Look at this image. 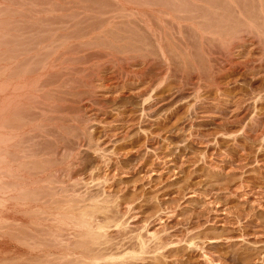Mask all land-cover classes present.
Listing matches in <instances>:
<instances>
[{"label": "rangeland", "instance_id": "obj_1", "mask_svg": "<svg viewBox=\"0 0 264 264\" xmlns=\"http://www.w3.org/2000/svg\"><path fill=\"white\" fill-rule=\"evenodd\" d=\"M116 1L0 0V140L4 138L0 141V261L40 264L38 260L48 255L40 247L50 237L46 233L44 237L49 238L43 240L38 233L54 221L50 210L51 220L42 215L49 221H44L47 227L39 223L40 207L48 208L50 201L54 206L59 200L58 205L65 208L76 200L77 207L88 205L90 211L97 207L93 210V230L104 228L98 230L104 235L101 244L109 242L99 247L108 249L104 253L110 254L114 247L112 252L119 258L135 246L139 234L149 238L157 234L161 243L173 241L172 247L181 248L178 253H152L138 261L130 260L129 255L127 262L117 259L111 263L212 264L211 257L214 264H264V0H239L234 6L225 0H171L177 5L164 8L174 13L178 5H189L187 11L178 9L182 15L195 4L188 17L184 14L187 19L184 15L178 19L180 25L183 20L181 27L170 20L164 28L156 23L164 34L170 28L171 36H162L172 43L173 52L167 50L169 43L152 22L159 28L158 38L151 30L142 35L149 43L156 41L152 37L163 39V51L158 46L163 44L156 41L158 45L151 43L153 46L144 48L142 54H128V59L126 54L123 60L109 41L118 56H111V47L104 46L103 38L96 41L100 30L91 32L89 21L82 23L84 33L71 28L69 39L66 30L58 31L68 25L64 23L72 22L75 14L101 6L115 9L122 0ZM131 1L123 0L122 4L134 12L139 6V10L148 11L153 0ZM196 5L201 14L222 8L220 16L229 15L232 21L216 34L219 17L203 20ZM195 11L200 15L194 16ZM194 17L207 20L208 25L218 19L209 28L214 34ZM171 24L181 31L177 33V27L174 33ZM128 26L121 25V29L135 27ZM139 28L141 33L145 31L143 24ZM194 29L199 30L196 34L205 32L204 40L201 34L195 37ZM61 41L68 44L62 46ZM45 185L55 191L49 190L54 195L46 192L50 188ZM39 191L46 193L41 197L50 195L41 200ZM64 232L70 235L67 239L76 240L73 231ZM66 240L61 242L67 245ZM122 243L126 248L116 250ZM254 250L260 252L256 251L258 258ZM250 252L256 259L248 263ZM51 256H46V264L54 259ZM97 261L109 263L107 259Z\"/></svg>", "mask_w": 264, "mask_h": 264}, {"label": "bare ground", "instance_id": "obj_2", "mask_svg": "<svg viewBox=\"0 0 264 264\" xmlns=\"http://www.w3.org/2000/svg\"><path fill=\"white\" fill-rule=\"evenodd\" d=\"M76 1V0H75ZM89 1V0H88ZM104 1V0H103ZM115 1V0H114ZM118 1V0H117ZM117 1H116V3H117ZM119 1H121V0H119ZM133 1V0H132ZM131 1V2H132ZM149 1V0H148ZM151 1V0H150ZM154 1V0H153ZM152 1V3H149L150 5H149V9L148 8H146V10L148 9V11H141V10H144L143 8H141V10H139L140 9V6L138 7V9L137 8H135V11L133 12V10L129 7H126V5H124V4H122L123 3V0H122V2H119V4H116V5H120V7H117L116 6V8L114 9L113 8V6H112V8L110 7V5H109V9H107V7L105 6H103L105 9H100V8H102V6L101 7H99V9L97 8L96 10H95V8H94V10H85V12L83 11V13L82 12H80V14H75V13H77V11L74 13L75 15H76V17H78L79 15L80 16H83L82 18H80V17H78V19L80 18L81 20H78L77 19V21H76V17L74 16V20L72 21V22H70V23H64V25L65 24H68V25H65V26H62V28L61 29H58V31L60 30V31H65V33L66 34H68V35H66V38L68 37V39L70 38L69 37V34H71V30L73 31V29H71V28H74L76 31H79V32H77V33H80V31L81 32H83L84 30L83 29H85V28H83V26H82V23L84 24L85 23V21H89L87 24H93L92 26H87V24L85 25V26H87V28L88 29H90L91 30V32H92V29H93V31L94 30H97V32H99L98 30H100V37L99 38H96L97 40L96 41H98V39H100V38H103V40L106 42V41H109V44H111V45H114L115 46V48H114V50H118V54L120 53V56L121 55H123V57H119V58H122V60H123V58H124V56L127 54H130L131 55V53H136V52H138V55L139 54H142L141 52L142 51H144L143 49L145 48H147V47H149L150 45H152L153 43H161V41L163 40V39H161V41L160 40H157V39H155L156 38V33L159 31L158 29H156L160 24L163 26V28L166 26H164V23L165 24H167L166 22H168L169 20H170V23H172V22H179L180 20H178L179 18L181 19V17L185 14V11H187L188 9H186L185 10V8H188L189 7V5H188V7H186V5H185V7L184 6H181L180 7V5H178L177 7H178V9L180 10L182 7L184 8V12H183V15L182 14H180V13H182V12H180L178 9H177V7H176V9H177V11L174 13V11H172V10H169V9H171V7H172V1L170 2V4H171V6H169L170 4L168 3V2H166V3H162V2H164L165 0H155L154 2L156 3V2H158V3H156L157 4V6H156V4H155V7H153V6H151V4L153 5V2ZM166 1H169V0H166ZM200 1V0H199ZM225 1H229L230 3H231V5H237V3L235 2V1H239V0H225ZM79 2V1H78ZM130 2V1H129ZM159 2H161V4H163V8L164 7H168L167 9L168 10H165V8L163 9V8H161L160 6H162ZM180 2V1H179ZM182 2V1H181ZM192 2H196V1H192ZM206 2V1H205ZM248 2V1H247ZM251 2V1H250ZM92 3V2H91ZM98 3V2H97ZM125 3V2H124ZM134 3V2H133ZM144 3V2H143ZM169 4L168 6H166V4ZM174 3H176V2H174ZM178 3V2H177ZM177 3H176V5H177ZM187 3H188V1H187ZM200 3V2H199ZM57 4V3H56ZM76 4V3H75ZM75 4H73V6H75ZM84 4V3H83ZM93 4V3H92ZM102 4V3H101ZM100 4V5H101ZM160 4V5H159ZM193 3H191V5H192ZM196 4H197V2H196ZM80 5V4H79ZM85 5V4H84ZM106 5V4H105ZM142 5V4H141ZM144 5V4H143ZM165 5V6H164ZM175 5V4H174ZM173 5V6H174ZM175 5V6H176ZM191 5H190V7H191ZM206 5V4H205ZM230 5V4H229ZM233 5V6H234ZM244 5V4H243ZM81 6V5H80ZM80 6H78L79 8H80ZM87 6V5H86ZM91 6V5H90ZM108 6V5H107ZM115 6V5H114ZM193 7L195 6V4H193L192 5ZM261 6H262V4H261ZM70 7H72L71 5H70ZM88 7V6H87ZM150 7H152V8H150ZM193 7H191L192 8V10H190V8H189V11L191 12V11H194V9H193ZM237 7V6H236ZM244 7H246V6H244ZM77 8V7H76ZM78 8V9H79ZM83 8V7H82ZM81 8V9H82ZM175 8V7H174ZM196 9H197V5H196V7H195ZM198 8H199V6H198ZM247 8V7H246ZM253 8V7H252ZM260 8V7H259ZM54 9V8H53ZM70 9V8H69ZM74 9V8H73ZM113 9V10H112ZM195 9V10H196ZM222 9V8H221ZM221 9H214V10H212V9H208L209 11L208 12H206V14L203 12V14H201V10L202 9H197L198 11H200V14L202 15H200L199 13V15H200V17L201 18H203V20H205V19H210V18H217V17H219V22H218V24L216 25L215 23H217V21H218V19H216L217 21L216 22H211V24H215L216 25V30L214 29V27H215V25H214V27H212L216 32V34H218L217 33V31L220 29V27L222 28V27H225L224 26V24L226 23V22H228V21H232V17H231V19L229 20V15H224V14H222L221 16H220V14H219V10H221ZM59 10V9H58ZM80 10V9H79ZM106 10V11H105ZM223 10V9H222ZM227 10H229V9H227ZM245 10V9H244ZM256 10V9H255ZM254 10V11H255ZM59 11H61V10H59ZM65 11H66V9H65ZM82 11V10H81ZM170 11H172V12H170ZM205 11H206V8H205ZM231 11V10H230ZM233 11H234V9H233ZM49 12V11H48ZM56 12V11H55ZM69 12V11H68ZM78 12V13H79ZM180 12V13H179ZM190 12H188V13H190ZM196 12L197 11H195V12H193V14L195 13V15L194 16H198V14L196 15ZM224 12V11H223ZM263 12V11H262ZM261 12V13H262ZM188 13L187 14H185L187 17H188ZM224 13H226V11L224 12ZM233 13V12H232ZM242 13V12H241ZM241 13H239V14H241ZM193 14H192V16H193ZM238 14V13H237ZM235 15V16H238V15ZM52 15V14H51ZM62 15V14H61ZM78 15V16H77ZM182 15V16H181ZM185 15H184V17H182L184 20L185 19H187V18H185ZM232 15V14H231ZM241 15H243V14H241ZM58 16V15H57ZM190 16V20H191V18H193L191 15H189ZM53 17V16H52ZM56 17V16H55ZM57 18V17H56ZM201 18H199V17H194V19H196L195 21L196 22H201V21H199ZM205 18V19H204ZM235 18V17H234ZM244 18V17H243ZM257 18V17H256ZM42 19V18H41ZM66 19V18H65ZM64 19V20H65ZM68 19V18H67ZM199 19V20H198ZM251 19V18H250ZM253 19V18H252ZM251 19V20H252ZM258 19V18H257ZM43 20V19H42ZM52 20V19H51ZM55 20V19H54ZM72 20V19H71ZM177 20V21H176ZM190 20H189V22H190ZM198 20V21H197ZM211 21H213L212 19H210ZM215 20V19H214ZM67 21V20H66ZM74 21H76V23H74ZM182 22H181V25H182V23H183V20H181ZM186 21H188V20H186ZM185 21V22H186ZM193 21L194 20H192V22H191V24L193 23ZM230 21V22H231ZM254 21V20H253ZM262 21V20H261ZM63 22H65V21H61V23H63ZM67 22H69V19H68V21ZM158 23V24H156L157 26H155V27H153L154 25H153V23ZM203 22V21H202ZM230 22H228V23H226V24H229ZM249 22V21H248ZM169 23V22H168ZM177 23H175V24H177ZM203 23H208V21L206 20V22L204 21ZM210 23V22H209ZM235 23H237V22H235ZM238 23H239V21H238ZM253 23V22H252ZM38 24H39V22H38ZM58 24H60V22L58 23ZM140 24V26L139 27H141V24H143V28H144V30L145 31H143V28H141L142 29V33L140 32V28L138 27H136V25L138 26ZM172 24H174V23H172ZM171 24V27H172V29L174 30V28H173V26L174 25H172ZM195 24V23H194ZM197 24V23H196ZM195 24V25H196ZM211 24H207V26L206 27H204V25L202 26V27H204V28H207L208 27V29L211 27ZM233 24V23H232ZM241 24H243V23H241ZM241 24H239L240 26H241ZM245 24V23H244ZM249 23H247V25H248ZM53 25V24H52ZM56 25V24H55ZM118 25H120L119 27H120V29H119V27H118ZM121 25H122V27H126L127 25H129L128 27L130 28V27H133V26H135L137 29H135V27H133L134 29H127V30H125V28H124V30H122L121 28ZM125 25V26H124ZM131 25V26H130ZM133 25V26H132ZM153 25V26H152ZM170 25V24H169ZM178 25H180V23H178ZM181 25H180V27H181ZM193 25V24H192ZM194 25V26H195ZM223 25V26H222ZM145 26V27H144ZM162 26L160 27V31L163 29L162 28ZM219 26V27H218ZM227 26V25H226ZM231 26V25H230ZM229 26V27H230ZM244 26H246V25H244ZM249 26V25H248ZM252 26H253V24H252ZM251 26V27H252ZM170 27V26H169ZM178 26L176 25V28H177ZM187 27V26H186ZM202 27H200L203 31H204V29L202 28ZM250 27V26H249ZM156 30H155V29ZM166 28H168V27H166ZM166 28H165V30H166ZM175 28V29H176ZM179 28V27H178ZM178 28H177V30H176V32L177 31H181V29L179 28V30H178ZM191 28H192V26H191ZM227 28H228V26H227ZM48 29V28H47ZM57 29V28H56ZM70 29V30H69ZM169 29V31L171 32V30H170V28H168ZM193 29V28H192ZM200 29V30H201ZM208 29H206V30H208ZM213 29H211V30H213ZM67 30H69V32L67 31ZM83 30V31H82ZM90 30H88V31H90ZM124 31V32H122V31ZM150 31V33H152V34H154L155 33V38L154 37H152L154 40H156V41H153V43H152V41H151V43H149L148 41H147V38H144L143 37V35L142 34H144V32L146 33V35H147V33L149 34V32H146V31ZM196 29H194V31H195ZM201 30V31H202ZM221 30H223V28L221 29ZM221 30L219 31V34H221ZM226 30V29H225ZM242 30V29H241ZM25 31V30H24ZM45 31V30H44ZM169 31H164L166 34L167 33H169ZM197 31H199V30H196L193 34H196L197 33ZM198 32L199 34H196L195 35V37L197 36V38L199 37V35L200 36H202V39L204 40V37H205V35H204V37H203V34H205V32L202 34V32ZM208 31H210V29L208 30ZM234 31V30H233ZM55 32V31H54ZM57 32V31H56ZM85 32V31H84ZM83 32V33H84ZM95 32V31H94ZM264 32V31H263ZM64 33V32H63ZM73 33V32H72ZM124 33V34H123ZM159 33V35H161V37L162 38H164L165 39V37L164 36H166V34H164L163 33V30H162V32H158ZM161 33V34H160ZM174 33H175V30H174ZM178 33V32H177ZM176 33V34H177ZM180 33H182V32H179V34ZM206 33H207V31H206ZM209 33H212V31H210ZM208 33V34H209ZM231 33V32H230ZM260 33H262V32H260ZM51 34V33H50ZM82 34V33H81ZM85 34H87V33H85ZM152 34H151V36H152ZM170 34V33H169ZM168 34V35H169ZM212 34H214V32L212 33ZM258 34V33H257ZM22 34H20V36H21ZM47 35V34H46ZM49 35V34H48ZM58 35V34H57ZM75 35H77L76 33H75ZM74 35V36H75ZM95 35V34H94ZM139 35H142L141 36V38H140V36ZM162 35H164V36H162ZM211 35V34H210ZM23 36V35H22ZM92 36V35H91ZM169 36H171V34L169 35ZM221 36V35H220ZM231 36V35H230ZM56 37V36H55ZM64 37V36H63ZM161 37H159V38H161ZM178 37V36H177ZM213 37H214V35H213ZM258 37V36H257ZM110 38L112 39V40H110ZM157 38H158V36H157ZM166 38H168V36L166 37ZM182 38V37H181ZM201 38V37H200ZM46 39V38H45ZM62 39V38H61ZM67 39V40H68ZM89 39H91V38H89ZM174 39V38H173ZM201 39V40H202ZM206 39V38H205ZM53 40V39H52ZM56 40V39H55ZM101 41L100 42H102V39H100ZM166 40V42H168L169 43V45H167V47H168V49L167 50H170V47H172V43L171 42H169V39L167 40V39H165ZM181 40V39H180ZM20 41V40H19ZM78 41V40H77ZM88 41V40H87ZM41 42V41H40ZM47 42V41H46ZM53 42V41H52ZM55 42V41H54ZM58 42H59V40H58ZM62 42V41H61ZM68 41H66V43H64V42H62V43H60V46H61V44H62V46H64L65 44L67 45L68 43H67ZM89 42V44H90V40L88 41ZM163 42V41H162ZM42 43V42H41ZM97 44H100L101 46H103V44H104V42L103 43H99V42H96ZM119 43H123V44H119ZM158 43H157V45H158ZM165 43V42H164ZM171 43V44H170ZM176 43V42H175ZM19 44V43H18ZM43 44V43H42ZM46 44V43H45ZM71 44V43H70ZM80 44V43H79ZM107 44V45H106ZM119 44V45H118ZM161 44H163V43H161ZM51 45V47H52V45H53V47L54 48H56L55 46H56V44L54 43H52V44H50ZM88 45V44H87ZM110 46V45H108V42H106L105 44H104V46ZM165 45V46H166ZM77 46V45H76ZM91 46V45H90ZM114 46H110L111 47V51L113 52V54H111V56L113 57V55L116 53V51H115V53H114V50L112 49ZM153 46V45H152ZM151 46V47H152ZM159 46V48L160 47H162V48H160L162 51H163V46H164V44L163 45H158ZM181 46V45H180ZM34 47V46H33ZM41 46H39V48H40ZM53 47L51 48V49H53ZM58 47V46H57ZM150 47V48H151ZM193 47V46H192ZM28 48H29V46H28ZM107 48H109V47H107ZM41 49V48H40ZM50 49V50H51ZM65 49H67V47L65 48ZM148 49V48H147ZM165 49V48H164ZM172 49L173 48H171V50H170V52L172 51ZM25 50V49H24ZM53 50H55V49H53ZM89 50V49H88ZM141 50V51H140ZM158 50V49H157ZM178 50V49H177ZM84 51V50H83ZM110 51V50H109ZM160 51V50H159ZM174 51H175V49H174ZM67 52V51H66ZM93 52V51H92ZM101 52V51H100ZM102 52H103V50H102ZM101 52V53H102ZM140 52V53H139ZM146 52V51H145ZM173 52V51H172ZM19 53V52H18ZM28 53V52H27ZM41 53V52H40ZM46 53H47V51H46ZM70 53V52H69ZM93 53H95V52H93ZM111 53V52H110ZM116 53V54H117ZM164 53V52H163ZM24 54V53H23ZM98 54V53H97ZM108 54H109V52H108ZM115 54V55H116ZM173 54V53H172ZM175 54V53H174ZM50 55V54H49ZM52 55V54H51ZM54 55V54H53ZM64 55V54H63ZM68 55V54H67ZM95 55V54H94ZM114 55V56H115ZM126 55V56H127ZM134 55H136V54H134ZM164 55V54H163ZM162 55V56H163ZM104 56H105V53H104ZM116 56H118V55H116ZM132 56V55H131ZM48 57V56H47ZM51 57V56H50ZM49 57V58H50ZM53 57V56H52ZM108 57V56H107ZM128 57H130L129 55L127 56V57H125V58H127L128 59ZM135 57V56H134ZM137 57V56H136ZM65 58V57H64ZM109 58V57H108ZM107 58V59H108ZM115 58V57H114ZM114 58H113V60H114ZM111 59V58H110ZM109 59V60H110ZM205 59V58H204ZM215 59V58H214ZM79 60V59H78ZM130 60V59H129ZM116 61V60H115ZM114 61V62H115ZM120 61H121V59H120ZM127 61V60H126ZM65 62V61H64ZM150 62V61H149ZM46 63V62H45ZM49 63V62H48ZM121 63V62H120ZM44 64V63H43ZM122 64V63H121ZM126 64V63H125ZM170 64V63H169ZM82 65V64H81ZM211 65V64H210ZM150 66H152V65H150ZM39 67V66H38ZM127 67V66H126ZM149 67V66H148ZM153 67V66H152ZM151 67V68H152ZM42 68V65H41V67H40V69ZM51 68H52V65H51ZM150 68V67H149ZM189 69V68H188ZM210 70V69H209ZM212 70H213V68H212ZM60 71V70H59ZM94 71V70H93ZM195 71V70H194ZM86 72V71H85ZM191 72V71H190ZM189 73V72H188ZM89 75V74H88ZM209 77V76H208ZM83 82H84V80H83ZM73 85V84H72ZM75 97H77V96H75ZM73 100V99H72ZM75 100V99H74ZM41 103V102H40ZM44 109V108H43ZM42 114V113H41ZM67 120V119H66ZM73 123V122H72ZM75 124V123H74ZM80 124V123H79ZM53 125V124H52ZM59 125V124H58ZM62 125V124H61ZM40 125H38V127H39ZM41 127H42V125H41ZM61 127V126H60ZM40 128V127H39ZM39 128H38V131H40L39 130ZM51 128V127H50ZM43 129V128H42ZM59 129V128H58ZM62 129V128H61ZM43 130H45V129H43ZM48 130V129H47ZM60 130V129H59ZM75 130V129H74ZM73 130V131H74ZM50 131H51V129H50ZM53 131V130H52ZM58 131V130H57ZM62 131V130H61ZM60 131V132H61ZM82 131V130H81ZM84 131V130H83ZM40 132H42V130L40 131ZM44 132V131H43ZM66 132V131H65ZM45 133V132H44ZM74 132H72V134H73ZM71 134V133H70ZM63 135V134H62ZM65 135H66V133H65ZM73 136V135H72ZM54 138H55V135L53 136ZM62 137V136H61ZM60 137V138H61ZM65 137V136H64ZM67 137V136H66ZM252 137V136H251ZM63 138V137H62ZM85 138H86V136H85ZM250 138V137H249ZM4 139V138H3ZM3 139H1L2 141H4ZM65 139V138H64ZM64 139H62L63 140V142H64ZM0 140V141H1ZM62 140L60 141V143L62 142ZM76 140H78V139H76ZM41 141V140H40ZM66 141H67V139H66ZM82 141V140H81ZM55 142V141H54ZM68 142V141H67ZM50 143V142H49ZM59 143V141L56 143V144H58ZM92 143V142H91ZM0 144H3L2 142H0ZM55 144V145H56ZM72 144V143H71ZM47 145V144H46ZM65 145V144H64ZM59 145H57V147H58ZM92 146V145H91ZM61 147V146H60ZM74 147V146H73ZM62 148V147H61ZM47 149V148H46ZM75 149V148H74ZM73 149V150H74ZM2 150V149H1ZM1 150H0V152H1ZM65 150V149H64ZM69 150V149H68ZM68 152V151H67ZM66 152V153H67ZM54 155V154H53ZM56 155V154H55ZM59 155V154H58ZM1 158H0V164H1V161L3 160L2 158H3V155L1 154ZM50 156V155H49ZM51 157V156H50ZM69 157V156H68ZM72 157V156H71ZM55 158V157H54ZM67 158V157H66ZM39 159V158H38ZM71 159V158H70ZM5 160V159H4ZM21 160V159H20ZM65 160V159H64ZM51 161H53L52 159H51ZM54 162V161H53ZM64 162V161H63ZM49 163V162H48ZM54 163H56V162H54ZM71 163V162H70ZM69 163V164H70ZM39 164V163H38ZM40 164H42V163H40ZM38 165V166H41V165ZM29 165H31V164H29ZM52 165V164H51ZM60 165V164H59ZM65 165H66V163H65ZM69 166H72L71 164L69 165ZM54 167V166H53ZM40 168V167H39ZM53 170V169H52ZM58 170V169H57ZM62 171V170H61ZM53 173V172H52ZM46 174V173H45ZM41 176V175H40ZM54 176V175H53ZM47 177H48V175H47ZM41 179V178H40ZM56 179V178H55ZM42 180V179H41ZM40 180V181H41ZM254 183V182H253ZM257 184V183H256ZM45 186H48L49 187V185H45ZM45 186L42 188V189H44V191L47 189H45ZM259 187V186H258ZM50 189H48V190H46V192L48 191L49 193H51V191H54L51 187H49ZM253 188V187H252ZM42 189H40V190H42ZM39 190V189H38ZM49 190H51V191H49ZM44 191H39L38 193H39V195H38V198H39V196L41 195V193H43ZM31 192V191H30ZM55 192V191H54ZM54 192H52L53 193V195H54ZM234 192V191H233ZM45 193V192H44ZM42 194V196L43 195H45V194ZM52 193H51V195H52ZM65 193V192H64ZM23 194V193H22ZM25 194V193H24ZM48 194V193H47ZM48 195H50V194H48ZM47 195V196H48ZM56 195V194H55ZM95 195V194H94ZM251 195V194H250ZM255 195H256V193H255ZM254 195V196H255ZM23 196V195H22ZM47 196H46V198H44V197H41V198H39V199H41L42 200V198H44V199H47ZM64 196V195H63ZM27 197V196H26ZM50 197V196H49ZM56 197V196H55ZM55 197H52L51 196V198H55ZM62 197V196H61ZM101 197V196H100ZM253 197V196H252ZM259 197V196H258ZM32 198V197H31ZM50 198V199H51ZM75 198V197H74ZM262 198V197H261ZM43 199V200H44ZM49 199V198H48ZM49 199V200H50ZM62 199V198H61ZM73 199V198H72ZM82 199H84V198H82ZM94 199V198H93ZM33 200V199H32ZM52 200V199H51ZM54 201L56 200V199H53ZM46 201V200H45ZM248 201V200H247ZM62 201H59V200H56L55 202H54V206H53V202L51 203V201H50V204L48 203V200H47V203L51 206L52 205V207L50 208V206L47 208V204H45V205H47V206H42V207H40V211H42L41 209H43V211L42 212H40L39 210V214H38V216H44V217H46L47 218V216H48V218H50L51 216H52V219H54V221H51L50 222V224L49 225H51V223L53 224L52 226H48L47 227V225L48 224H45L44 223V221L45 222H47L46 221V219L44 220L43 219V216H42V219H41V216H40V219H39V217H38V221H39V223H40V221L41 222H43L42 224L43 225H46V227L47 228H45V230H47V231H45L44 230V232L38 227V230H41L40 231V233H38V238H41L40 236H42V239L44 240L45 238H47V237H44V235H46L47 236V234H48V236L50 237V238H52V241L50 242V238L48 239V241L51 243V246L49 245L48 246V244L47 243H49L48 241L46 242V244L45 243H43L44 241H42V243H43V245L44 246H41L40 247V245L38 244V246L40 247V249L44 252H47L48 253V255H49V257L51 256V257H53L54 259H52L51 260V262L49 263V264H90V263H95L96 264V262H98L97 260H100V259H102V261L104 260V259H107V260H109V263L107 262V264H114V263H111L110 262V260L113 262H116L117 261V259H126V262H127V260L129 259V257H127V256H129L130 255V260L132 259V260H144L143 258L145 257L144 255H148V254H152V253H154V254H160V253H162V255H164L165 253H163V252H166V253H168V254H172V252H174V251H181V248H175L176 246H171V245H174V242L172 241H168V242H166V243H161L160 242V240H161V238L160 237H158V238H156L157 237V234L156 235H152L150 238L149 237H147V236H145V237H143V235H140L139 234V236H136L135 237V239H136V243H135V246H131V250L133 251V249L134 250H136V251H131L130 252V254L128 253V251L130 250V249H127L128 251L127 252H125L124 254H121V255H119V258L118 257H116L117 256V254H116V252H115V254L112 252L113 250H114V245L112 246L113 247V250H111V253L109 254V253H104L103 252V250L105 251V250H108V249H106L105 247V249H102L103 248V246L104 245H107V244H109V242H104L103 243V245L101 244L102 242V238L101 237H103L104 235L101 233H99L100 231H102L104 228L102 227V226H100V228L98 229V230H100V231H98V230H96V231H98V232H96L95 230H93L94 229V225L95 224H93L94 223V221H93V215H94V209L95 208H97V207H91V209H93L92 211H90V210H88V209H86V208H88V205L86 206V207H82L83 209H80L81 207L79 206V207H77V203L79 202H77L76 200H71L70 202L67 200L66 201V203L67 202H69V204H67L66 205V207L65 208H63L62 207V204H61V207H60V205H58L59 203H61ZM96 202V201H95ZM249 202V201H248ZM97 203V202H96ZM257 203V202H256ZM65 204V203H64ZM63 204V205H64ZM259 204V203H258ZM98 206V205H97ZM44 207L46 208V209H44ZM102 207V206H101ZM48 209V210H47ZM89 209H90V207H89ZM105 209V208H104ZM47 210V211H46ZM51 210V212H49L48 214H50L51 216L49 217V215L47 214V212L48 211H50ZM112 211V210H111ZM97 213H98V211H97ZM109 213V212H108ZM47 215V216H45V215ZM97 216V215H96ZM43 220V221H42ZM47 220H51V218L50 219H47ZM116 220V219H115ZM254 220V219H253ZM257 220V219H256ZM49 222V221H48ZM47 222V223H48ZM55 222V223H54ZM263 222V221H262ZM37 224L38 226H42V225H40V224ZM101 224V223H100ZM126 224V223H125ZM250 224V223H249ZM251 224H253L252 222H251ZM97 226V225H96ZM99 226V225H98ZM253 226V225H252ZM258 226V225H257ZM45 227V226H44ZM107 227V226H106ZM144 227H145V225H144ZM42 229H44L43 228V226L41 227ZM258 228V227H257ZM70 230V232L72 233V231H73V233L75 234V236L74 237H76V238H73V239H76L75 241L74 240H71V239H67V237L68 236H70V235H66L65 234V230ZM97 229V228H96ZM251 229V228H250ZM253 229V228H252ZM248 230V229H247ZM165 231V230H164ZM257 231V230H256ZM68 232V231H67ZM126 232V231H125ZM47 233V234H46ZM64 234V236L66 237V239L69 241V240H71L72 242H74V244H71L72 242L71 241H67L66 239H65V237H63V234ZM69 233V232H68ZM253 233V232H252ZM41 234V235H40ZM62 234V235H61ZM70 234V233H69ZM101 236H100V235ZM249 234H251V233H249ZM260 234V233H259ZM61 235V236H60ZM172 235V234H171ZM171 235H169L170 237H171ZM129 236V235H128ZM160 236V235H159ZM44 237V238H43ZM61 237H63L66 241H67V245L66 244H64L65 242V240L64 241H62L63 239L60 238ZM124 237H125V235H124ZM53 238H54V240H53ZM104 238V237H103ZM121 238V237H120ZM147 238V239H146ZM149 238V239H148ZM183 238V237H182ZM47 239H45V240H47ZM60 239V240H59ZM100 239V243L98 242L97 243V241ZM167 239H168V236H167ZM58 240H59V242H58ZM128 240V239H127ZM133 240V239H132ZM197 240V239H196ZM39 242H41L40 240H38ZM64 242V243H62V242ZM129 241V240H128ZM133 241H135V240H133ZM259 241V240H258ZM52 242H53V244H52ZM111 242V241H110ZM120 242V241H119ZM231 242V241H230ZM181 243V242H180ZM114 244V243H113ZM130 244H131V242H130ZM179 244V243H178ZM177 244V245H178ZM42 245V244H41ZM102 245V246H101ZM190 245L191 246H193V245H195L194 243H190ZM37 246V247H38ZM98 246V247H97ZM102 247V248H99V247ZM109 246V245H108ZM111 246V245H110ZM38 247V248H39ZM50 247V248H49ZM107 247V246H106ZM116 250H118V249H120V250H122V248L124 247V248H126V246L122 243V245L121 246H117L116 245ZM171 247V248H170ZM49 248V249H48ZM109 248V247H108ZM111 248V247H110ZM123 248V249H124ZM128 248V247H127ZM194 248V247H193ZM198 248V247H197ZM39 249V250H40ZM178 249V250H177ZM188 249H189V247H188ZM190 249H192V247L190 248ZM264 249V248H263ZM119 250V251H120ZM194 250L195 249H192V251L194 252ZM253 250V249H252ZM49 251V252H48ZM255 251V250H254ZM257 251V250H256ZM255 251V252H256ZM42 252V254L43 255H45V253H43ZM251 252H253V251H251ZM249 253V255H250V258H251V256H252V253ZM257 252H259V251H257ZM257 252L255 253V255H256V257H257ZM120 253V252H119ZM126 253H128V254H126ZM178 253V252H177ZM260 253V252H259ZM41 254V255H42ZM176 254V253H175ZM246 254H248L247 252H246ZM254 254V253H253ZM48 255H46V256H48ZM227 255V254H226ZM249 255H248V259H249ZM264 255V254H263ZM40 255L38 254V257H39ZM46 256H45V258H38L39 260L38 261H40L39 263L40 264H46L47 262H45V259H46ZM55 256V257H54ZM142 256H144L143 258H142ZM208 256V255H207ZM42 257V256H41ZM44 257V256H43ZM48 257V258H49ZM70 257V258H69ZM71 257H73L72 259H71ZM221 258L223 257V256H220ZM237 257V256H236ZM256 257H255V259H256ZM260 257V256H259ZM128 258V259H127ZM145 258H147V257H145ZM155 258V257H154ZM207 258V257H206ZM211 257H209V261H210V263H212V264H214V262H212V260L210 259ZM241 258V257H240ZM243 258V257H242ZM258 258V257H257ZM153 259V258H152ZM219 259V258H218ZM247 259V258H246ZM252 259H254L253 257L248 261V263H251L250 261H253ZM254 259V260H255ZM42 260H44V263L42 262ZM48 260V259H47ZM116 260V261H115ZM50 261V258H49V260H48V262ZM68 261V262H67ZM96 261V262H95ZM106 261V260H105ZM129 261V260H128ZM159 261V260H158ZM207 261V260H206ZM243 261V260H242ZM10 262V261H9ZM65 262V263H64ZM124 262V261H123ZM123 262H121L122 264H124ZM125 262V263H126ZM38 263V262H37ZM120 263V264H121ZM133 263V262H132ZM0 264H8L7 262H1L0 261ZM9 264H14V263H9ZM115 264H117V263H115ZM119 264V263H118ZM135 264V263H134ZM161 264V263H160ZM220 264H221V262H220Z\"/></svg>", "mask_w": 264, "mask_h": 264}]
</instances>
